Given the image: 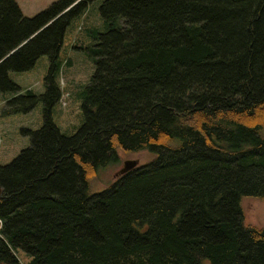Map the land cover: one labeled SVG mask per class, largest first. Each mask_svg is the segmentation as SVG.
I'll return each mask as SVG.
<instances>
[{"label":"trees","instance_id":"obj_1","mask_svg":"<svg viewBox=\"0 0 264 264\" xmlns=\"http://www.w3.org/2000/svg\"><path fill=\"white\" fill-rule=\"evenodd\" d=\"M92 1L26 17L0 0V90L20 92L10 71L51 59L46 92L9 101L27 112L41 99L45 117L0 164V262L264 264V227L241 206L264 199V0H105L85 121L69 136L52 117L58 57ZM118 150L158 155L93 192Z\"/></svg>","mask_w":264,"mask_h":264},{"label":"rangeland","instance_id":"obj_2","mask_svg":"<svg viewBox=\"0 0 264 264\" xmlns=\"http://www.w3.org/2000/svg\"><path fill=\"white\" fill-rule=\"evenodd\" d=\"M15 1L24 16L32 17L58 0ZM104 1L90 2L83 14L71 20L59 52V72L55 80L60 87L61 96L52 107V117L61 132L69 136L77 133L85 121L82 93L96 71V61L90 55V50L100 42V35L108 30L100 13ZM50 68L51 59L48 55H43L30 70L10 71L9 77L20 87V92L0 90V164L10 163L22 150L31 145L29 131L39 129L45 117V103L41 99L27 112L11 110L9 101L20 95L26 96L28 90L38 96L43 95L47 90L46 77ZM29 103L25 98L18 106L24 108ZM157 155L154 150L134 153L118 150L117 157L100 168L91 180L92 191L100 192L114 184L121 177L120 171L126 160H137V167H141L155 160ZM241 206L245 225L264 227V199L244 196L241 199ZM18 256L24 264L31 260V256L22 251L18 252Z\"/></svg>","mask_w":264,"mask_h":264},{"label":"water","instance_id":"obj_3","mask_svg":"<svg viewBox=\"0 0 264 264\" xmlns=\"http://www.w3.org/2000/svg\"><path fill=\"white\" fill-rule=\"evenodd\" d=\"M138 161L137 160H126L124 162V167L121 169L120 173L121 176L127 174L128 172L132 171L133 169L137 168ZM0 264H5L3 262H0Z\"/></svg>","mask_w":264,"mask_h":264}]
</instances>
